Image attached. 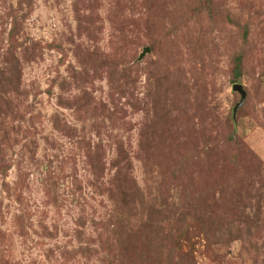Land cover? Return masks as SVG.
<instances>
[{
    "label": "rangeland",
    "instance_id": "1",
    "mask_svg": "<svg viewBox=\"0 0 264 264\" xmlns=\"http://www.w3.org/2000/svg\"><path fill=\"white\" fill-rule=\"evenodd\" d=\"M142 238V264H264V0H0V264Z\"/></svg>",
    "mask_w": 264,
    "mask_h": 264
},
{
    "label": "trees",
    "instance_id": "2",
    "mask_svg": "<svg viewBox=\"0 0 264 264\" xmlns=\"http://www.w3.org/2000/svg\"><path fill=\"white\" fill-rule=\"evenodd\" d=\"M242 32H243V34H245V28H243ZM51 45H53V44H48L47 46L50 47ZM11 48L15 49V47H13V46H11ZM245 56L246 55L243 52V50L238 52L235 55V57L233 59V77L234 78L232 81H235L234 79H238L240 77L241 72H242L241 68H242V64H243V60H244ZM177 169L180 170V167H177ZM5 172H6V170L3 171V173H5ZM160 174H163V172H161ZM172 174H174V172ZM166 175H167V172L164 173L165 177H166ZM160 182H162V181H160ZM165 187L168 188V186H165ZM133 203L136 207H140V205L139 204L137 205L135 201H133ZM126 204L128 206H130V210L132 211L133 205H131L129 202ZM125 206L126 205H124V207ZM178 210H180L179 206L177 208V211ZM183 213H185V211H182L181 214H183ZM143 218L145 219L144 221L147 222L148 215L146 217L143 216ZM174 227H175V235L172 239V245L174 246L173 250L178 249V247L180 248V240L186 234V229L183 228V226L180 227V225H178V226L174 225ZM136 242L137 243H135V244L129 245L126 259L124 260V262H123V259H120L121 262H119L118 264H142V261L144 262V259H143L144 253H145V247L144 246H146L147 243L145 241H143V238L138 239Z\"/></svg>",
    "mask_w": 264,
    "mask_h": 264
},
{
    "label": "water",
    "instance_id": "3",
    "mask_svg": "<svg viewBox=\"0 0 264 264\" xmlns=\"http://www.w3.org/2000/svg\"><path fill=\"white\" fill-rule=\"evenodd\" d=\"M149 50H150V48H149V46H144V47H142V50H141V52L139 53V56H138V60H140V59H142V57L147 53V52H149ZM232 89L234 90V91H237L238 93H239V95H240V99H239V101L234 105V107L232 108V116H233V118L235 117V115H236V111H237V109L243 104V102H244V99H245V96H246V91H245V89H244V87H243V85L241 84V83H234L233 85H232Z\"/></svg>",
    "mask_w": 264,
    "mask_h": 264
}]
</instances>
